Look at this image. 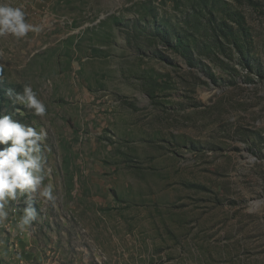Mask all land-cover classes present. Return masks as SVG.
Segmentation results:
<instances>
[{"label": "rangeland", "instance_id": "rangeland-1", "mask_svg": "<svg viewBox=\"0 0 264 264\" xmlns=\"http://www.w3.org/2000/svg\"><path fill=\"white\" fill-rule=\"evenodd\" d=\"M7 2L40 31L0 37V114L47 132L52 198L10 202L0 264H264V0Z\"/></svg>", "mask_w": 264, "mask_h": 264}, {"label": "clouds", "instance_id": "clouds-1", "mask_svg": "<svg viewBox=\"0 0 264 264\" xmlns=\"http://www.w3.org/2000/svg\"><path fill=\"white\" fill-rule=\"evenodd\" d=\"M39 31V26L26 21V13L21 7L0 0V37L11 35L21 39L30 32ZM6 95L14 103L33 110L35 116L46 114L45 104L31 86L25 85L23 91L17 93L9 90ZM46 139L47 132L43 128L37 130L14 120L11 114H0V221L8 217L10 202L17 201L19 197L39 193L44 199L52 198L51 188L43 186ZM22 212L16 225L21 232L26 231L37 218V210L31 203H27Z\"/></svg>", "mask_w": 264, "mask_h": 264}, {"label": "trees", "instance_id": "trees-1", "mask_svg": "<svg viewBox=\"0 0 264 264\" xmlns=\"http://www.w3.org/2000/svg\"><path fill=\"white\" fill-rule=\"evenodd\" d=\"M171 47L177 52H179L184 58L186 59L187 63H192L193 59L190 56V51L188 50L187 44L183 41L181 37H177L176 41L173 43L172 41L170 42ZM4 95L0 92V106H1V101L3 100Z\"/></svg>", "mask_w": 264, "mask_h": 264}]
</instances>
